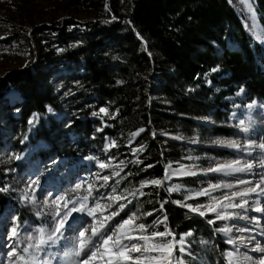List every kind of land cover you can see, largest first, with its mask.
<instances>
[{"label": "trees", "instance_id": "1", "mask_svg": "<svg viewBox=\"0 0 264 264\" xmlns=\"http://www.w3.org/2000/svg\"><path fill=\"white\" fill-rule=\"evenodd\" d=\"M66 2L67 10L90 15L81 21L84 27L56 36L54 43L63 49L55 57L49 50L52 40L45 39L51 64L48 69L41 72L36 67L32 72L25 68L8 76L23 100L20 118L14 126L9 125L11 133L17 135L14 149L22 150L21 137L33 112L44 115L46 106L65 112L64 121L48 120L39 126L37 138L48 145L44 156L75 163L80 157L102 151L106 138L110 139V151L127 165L118 177L121 192L138 189L131 205L145 216L150 232L171 231L172 237L158 236L156 245L192 231L195 237L190 243L196 260L226 264L227 248L222 240L215 247L197 244L201 237L217 234L221 222L184 207L180 202L186 201V196L168 191L164 175L170 164L187 162L190 149L185 142L190 136L199 135L205 142L230 136L229 130L215 127L216 122L228 123L231 104L227 98L242 88L247 100L264 101V49L255 41L242 3ZM255 11L264 28V0H255ZM227 40L234 48L227 47ZM59 59L67 62L60 66ZM62 68L72 71L60 77L66 98L59 100L49 80ZM208 118L213 121L211 129L202 123ZM206 131H212L211 138H204ZM70 134L74 140L68 138ZM131 142L134 149L127 146ZM133 155L137 161L128 164ZM195 180L188 177L184 183L193 185ZM9 201L6 197L0 207ZM174 252L178 253L175 247Z\"/></svg>", "mask_w": 264, "mask_h": 264}, {"label": "rangeland", "instance_id": "2", "mask_svg": "<svg viewBox=\"0 0 264 264\" xmlns=\"http://www.w3.org/2000/svg\"><path fill=\"white\" fill-rule=\"evenodd\" d=\"M249 1L241 0L253 13L258 39L264 34L257 25L253 0ZM88 17V13L67 10L66 0H0V203L10 198L0 207V264H195L197 254L192 253L189 242L195 237L192 231L174 241L179 251L174 253L172 243L155 245L150 237L162 234L148 233L145 216L135 211V206L129 209L138 189L121 192L118 177L126 169L125 159H118L110 151V139H106L102 151L89 153L70 165L41 155L48 146L37 138L39 126L48 120L62 122L66 116L46 106L44 115L33 112L28 117L21 137L22 150L13 147L17 135L11 133L9 125L14 126L20 118L23 100L8 76L25 68L32 72L36 67L41 72L48 69L51 64L45 39L52 40L49 50L55 57L63 49L54 43L56 36L84 27L81 21ZM66 62L57 61L60 66ZM70 71L62 68L49 80L59 100L66 98L60 77ZM149 79L154 83L152 77ZM230 101L232 112L225 125L230 127L219 122L215 127L231 131L232 136L210 142L199 135L190 136L185 142L190 149L187 162L170 164L165 178L170 181L168 191L186 196L180 203L189 211L199 216L210 214L221 221L217 234L209 233L197 241L201 248L215 247L222 239L228 245V264H264V199L252 196L248 209L240 197L229 199L235 196V190L228 187V176L240 171L236 164L244 157L245 141L259 146L260 163L264 160V105L247 101L243 90ZM203 123L211 129L213 121L208 118ZM211 137L212 131H206L204 138ZM68 138L74 140L75 136L70 134ZM127 146L135 148L133 142ZM220 151L226 152L225 157L216 155ZM128 160V164L137 161L135 155ZM213 167L215 172L210 171ZM190 168L193 172H188ZM188 177L196 179L193 185L184 183ZM217 201L221 206L214 209ZM123 213L126 216L119 219ZM74 218L87 223L78 222L64 240L65 248L58 249L55 238ZM67 242L72 245L66 246Z\"/></svg>", "mask_w": 264, "mask_h": 264}, {"label": "bare ground", "instance_id": "3", "mask_svg": "<svg viewBox=\"0 0 264 264\" xmlns=\"http://www.w3.org/2000/svg\"><path fill=\"white\" fill-rule=\"evenodd\" d=\"M244 1L247 3L250 2L249 0H244ZM258 40L264 46V37H258ZM243 148L245 149L244 157H242L236 164L237 167L240 168V171L231 173L228 176L229 179L228 187L231 189L233 188L235 190L234 192L235 196L230 195L229 199L240 197L244 203L243 207H247L249 209L250 208L249 201H251L252 196H258L264 199V172H263L264 160L260 163L261 151L259 150V146L254 145L253 141L251 140L245 141L243 143ZM244 163L246 164L245 166ZM215 170L216 167L210 168L211 172H215ZM188 172H193V170L190 168L188 169ZM219 204L220 201L215 202L214 209H218L221 206ZM246 217L247 216H244V218ZM83 221L86 220H82L79 222L82 223ZM72 226L73 224L70 223L68 225V229L66 228L65 230H63L60 233V235L55 238L56 247L58 249L65 248L63 242L65 239H67V237H70V234L72 233L71 231ZM66 241H70V240H66ZM248 243L250 242H247L246 240V244ZM254 243L257 242L254 240ZM70 244H71L70 242H67L66 246ZM250 245H252V243H250ZM257 248H258L257 250L260 249L259 246H257ZM50 264H52V262H50ZM54 264H75V263L72 261L69 262L58 261L55 262Z\"/></svg>", "mask_w": 264, "mask_h": 264}]
</instances>
